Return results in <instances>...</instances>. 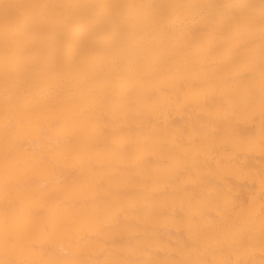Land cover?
<instances>
[{"label": "bare ground", "instance_id": "6f19581e", "mask_svg": "<svg viewBox=\"0 0 264 264\" xmlns=\"http://www.w3.org/2000/svg\"><path fill=\"white\" fill-rule=\"evenodd\" d=\"M0 264H264V0H0Z\"/></svg>", "mask_w": 264, "mask_h": 264}]
</instances>
